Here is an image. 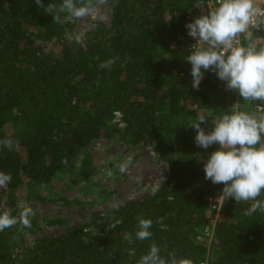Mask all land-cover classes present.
I'll return each mask as SVG.
<instances>
[{
	"label": "trees",
	"instance_id": "1",
	"mask_svg": "<svg viewBox=\"0 0 264 264\" xmlns=\"http://www.w3.org/2000/svg\"><path fill=\"white\" fill-rule=\"evenodd\" d=\"M61 2L42 0L45 8L38 9L35 0H0V139L19 143L0 149V172L12 177L0 186V200L8 199L0 212L18 218L40 186L72 169L74 159L102 138L132 149L163 145L159 157L168 171L154 193L95 213L88 225L32 244L24 240L34 221L30 228H6L0 264H137L152 242L162 256L174 252L192 264H264V212L243 215L251 201L224 200L210 253L203 241L207 199L223 184L205 179L203 165L215 150L165 144L160 126L163 111L196 117L202 108L211 113V128L216 117L237 107L255 112L259 103H246L216 75L192 88L185 50L192 0H109V25L97 24L79 39L74 23H56L46 9ZM40 41L55 45L44 52ZM110 59V69L99 67ZM83 166L89 169L88 156ZM23 188L25 197L19 196ZM138 217L152 221L148 240L135 236ZM114 218L122 223L108 228Z\"/></svg>",
	"mask_w": 264,
	"mask_h": 264
},
{
	"label": "clouds",
	"instance_id": "2",
	"mask_svg": "<svg viewBox=\"0 0 264 264\" xmlns=\"http://www.w3.org/2000/svg\"><path fill=\"white\" fill-rule=\"evenodd\" d=\"M107 0H62L59 6L50 4L46 9L57 13L53 21L59 23L58 13L67 12L72 18L80 19L98 10ZM207 4L209 12L196 17L185 25L188 35L196 40L191 45L187 62L191 64L192 88L199 89L205 71H213L219 80L226 82L229 90H235L246 103L259 102L258 111L236 110L222 114L212 120L205 131L202 124L208 123L204 115L188 122L196 132L194 142L198 147L208 149L218 144L203 165L205 179L213 184H223L220 198H234L237 203H252L243 215L252 216L264 212V199H258L264 192V46L254 42L252 29L264 26V8L256 0H215V6ZM38 9L45 8L42 0H35ZM240 37H243L242 43ZM79 39V37H77ZM114 59L102 61L101 69L111 68ZM203 69V71H202ZM14 114L18 112L14 109ZM19 143L11 138L0 139V149L15 150ZM66 163V160L62 161ZM130 159L117 165L125 173ZM108 174L112 175L111 170ZM11 174L0 172V186L11 182ZM31 207H24L19 217L8 210L0 212V232L17 223L31 227ZM122 221L113 219L108 228L115 229ZM152 221L138 217L135 236L140 241L148 240L153 233L149 230ZM130 238V234L129 237ZM137 264H192L187 258H178L172 252L161 255L159 246L152 242L146 254Z\"/></svg>",
	"mask_w": 264,
	"mask_h": 264
},
{
	"label": "rangeland",
	"instance_id": "3",
	"mask_svg": "<svg viewBox=\"0 0 264 264\" xmlns=\"http://www.w3.org/2000/svg\"><path fill=\"white\" fill-rule=\"evenodd\" d=\"M58 14L63 25L75 24L74 34L79 37L97 24L109 25L112 9L107 0L106 4L98 6L95 13L80 19L72 18L67 12ZM54 45V41H40L36 44L44 52L51 51ZM236 110L241 109L237 107L234 111ZM198 111L196 117L170 115L163 111L159 115V121L165 135V144L183 148L194 145L196 132L187 125L188 122L204 115L208 123L202 124L201 127L205 131L210 128L211 113L202 108ZM120 120L121 117H116V122ZM212 146L214 150L219 147L218 144ZM162 148L163 145L151 144L145 148L132 149L105 138L92 143L74 159L72 169L58 173L51 183L38 188V197L31 201L29 206L34 213L29 219L35 222V230L29 232L24 241L32 244L71 226L88 225L95 213L123 206L154 193L168 171L167 165L159 157ZM87 156L90 159L88 170L83 166ZM128 159L131 163L127 171L120 173L117 165ZM109 169L112 175L108 174ZM19 194L25 197V188L21 189ZM7 200V197L2 195L1 210L5 208ZM211 247L209 250L213 253Z\"/></svg>",
	"mask_w": 264,
	"mask_h": 264
},
{
	"label": "built area",
	"instance_id": "4",
	"mask_svg": "<svg viewBox=\"0 0 264 264\" xmlns=\"http://www.w3.org/2000/svg\"><path fill=\"white\" fill-rule=\"evenodd\" d=\"M201 2H207L215 6V0H192L190 7L186 11L187 23L192 22L196 17L202 14H207L209 12L210 9L208 5L206 3L204 5H200L199 3ZM256 3L259 7L264 8V0H256ZM252 31L254 34V42L256 46L258 48L260 46H264V26H262L259 30L252 29ZM186 38L188 42L185 45V50L187 51L188 54H190L191 45L195 44L196 40H194L188 35V29L186 31ZM240 40L242 43L244 42L243 37H240ZM175 48H176V45L173 46V49ZM209 75H216V74L215 72L211 70L205 71L202 81L206 79V77ZM258 104H255L254 106L255 111L259 110ZM116 117L120 118L121 115L119 113H116ZM221 191L222 189H219L214 195L209 196L207 199V208H208V211L206 213L207 214L206 215L207 228H206V237L203 238V241H205L209 245V247L212 245L215 226L218 222L219 214L221 212V209L224 203V199L220 198ZM203 264H206V263H203Z\"/></svg>",
	"mask_w": 264,
	"mask_h": 264
},
{
	"label": "crops",
	"instance_id": "5",
	"mask_svg": "<svg viewBox=\"0 0 264 264\" xmlns=\"http://www.w3.org/2000/svg\"><path fill=\"white\" fill-rule=\"evenodd\" d=\"M185 14H186V12H185ZM187 21V20H186ZM186 31H187V28H186Z\"/></svg>",
	"mask_w": 264,
	"mask_h": 264
}]
</instances>
